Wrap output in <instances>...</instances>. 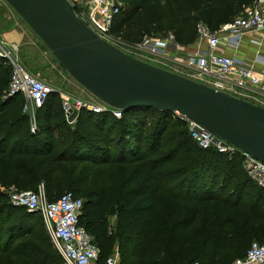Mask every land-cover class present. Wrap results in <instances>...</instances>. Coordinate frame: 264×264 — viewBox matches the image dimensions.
<instances>
[{
    "label": "trees",
    "instance_id": "16d2710c",
    "mask_svg": "<svg viewBox=\"0 0 264 264\" xmlns=\"http://www.w3.org/2000/svg\"><path fill=\"white\" fill-rule=\"evenodd\" d=\"M120 1L112 35L138 43L171 33L184 47L195 43L197 23L217 31L252 2ZM10 75L0 59V187L43 185L48 202L66 192L81 198L80 225L100 263L117 247L121 264H233L253 241L264 244V190L247 177L239 153L201 149L180 116L154 108L120 119L83 110L70 124L57 93L38 110L32 132L23 96L8 95ZM0 264H64L40 215L12 206L2 191Z\"/></svg>",
    "mask_w": 264,
    "mask_h": 264
},
{
    "label": "built area",
    "instance_id": "2783aa9c",
    "mask_svg": "<svg viewBox=\"0 0 264 264\" xmlns=\"http://www.w3.org/2000/svg\"><path fill=\"white\" fill-rule=\"evenodd\" d=\"M76 2L77 7L84 11L81 17L77 12L76 16L84 22L87 21L88 24L85 23L103 40L110 44L109 39L122 41L121 37L111 34L112 23L123 7L122 1L76 0ZM263 32L264 0H252L251 4L245 6L238 16L222 25L217 31H212L201 22L197 23V37L192 46H181L170 33L163 38L145 36L132 48L140 57L151 62L170 61L185 66L192 73L191 80L257 105L259 101H264V57L257 55L256 63L261 68L254 69L243 59L236 56L228 57L218 51L222 47L238 51L247 35L252 37L251 44L258 46L263 39ZM18 52L17 46L9 47L0 42V59L6 61L11 67L8 95L23 96V113L29 118L32 132L37 130L38 110L43 108L52 93L59 95L66 119L67 114L74 110L78 113L83 110L95 114L109 113L116 119L122 117V112L109 108L94 97L85 100L82 97L72 96L29 74L23 68ZM180 117L187 123L193 140L201 149H215L229 156L239 153L242 157V168L247 177L264 190V163L249 154L238 151L196 122ZM1 189L7 194L12 206L40 215L50 242L60 254L64 264H119L114 253L100 263L99 250L93 243V237L80 225L83 208L81 198L66 192L56 201L48 202L43 185H39L37 190H19L14 186ZM185 264L201 263L192 261ZM233 264H264V244L253 241L245 257L235 260Z\"/></svg>",
    "mask_w": 264,
    "mask_h": 264
},
{
    "label": "water",
    "instance_id": "95a60500",
    "mask_svg": "<svg viewBox=\"0 0 264 264\" xmlns=\"http://www.w3.org/2000/svg\"><path fill=\"white\" fill-rule=\"evenodd\" d=\"M68 76L111 109L173 112L264 163V107L128 55L79 19L68 0H4ZM78 111L67 114L72 124Z\"/></svg>",
    "mask_w": 264,
    "mask_h": 264
},
{
    "label": "rangeland",
    "instance_id": "374dc122",
    "mask_svg": "<svg viewBox=\"0 0 264 264\" xmlns=\"http://www.w3.org/2000/svg\"><path fill=\"white\" fill-rule=\"evenodd\" d=\"M77 1L85 2L87 0ZM69 3L71 6H74L73 8L77 10L76 12L80 17L84 15L83 9L77 7L78 4L76 0H70ZM163 6L165 8H168V3L165 2ZM11 31H19L23 34V41L19 45L18 57L26 72L53 88L62 89L65 93L72 96L82 97L85 100H90L92 96L87 95L88 93L86 94V91H84L82 87H80L74 80H72L68 76L65 70L61 67L54 56L48 51V49L40 41V39L30 30V28L21 20V18L9 7V5L4 0H0V39L5 38L7 42L8 40H11L12 36L8 34V32ZM109 40L111 44L117 46L134 58L143 60L148 64L190 79V75L192 73L185 66H181L170 61L151 62L147 59H143L137 53H135L134 48L132 47L135 46L136 43H129L124 39H122V41H115L114 39ZM258 104L259 106L261 105V107L264 106V102H258L257 105ZM1 188L4 187H0V191H2ZM114 221L115 216H112L110 218L111 225L114 224ZM114 255L117 256L119 264H121V257L117 247L114 249ZM129 263H133L131 259Z\"/></svg>",
    "mask_w": 264,
    "mask_h": 264
},
{
    "label": "crops",
    "instance_id": "0c3cea01",
    "mask_svg": "<svg viewBox=\"0 0 264 264\" xmlns=\"http://www.w3.org/2000/svg\"><path fill=\"white\" fill-rule=\"evenodd\" d=\"M8 34L12 36V39L8 40L7 42L5 38L4 39L2 38L0 39V42H3L9 47L17 46L19 49V45L23 41V34L19 31H11L8 32ZM262 37L263 39L261 41V44L258 46L252 45L250 42L252 37L250 35H247L244 37L241 47L239 48L238 51L235 52L233 49L222 47L219 48L218 52L228 57L236 56L238 58H241L248 65L252 66L254 69H259L261 68V66L258 63H256V59H257V55L264 57V32L262 34ZM259 102H264V101L261 100Z\"/></svg>",
    "mask_w": 264,
    "mask_h": 264
}]
</instances>
